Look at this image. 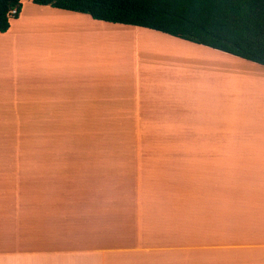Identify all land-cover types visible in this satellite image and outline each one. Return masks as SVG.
I'll return each mask as SVG.
<instances>
[{
  "label": "crops",
  "instance_id": "1",
  "mask_svg": "<svg viewBox=\"0 0 264 264\" xmlns=\"http://www.w3.org/2000/svg\"><path fill=\"white\" fill-rule=\"evenodd\" d=\"M121 28L149 41L135 39V93L119 103L126 112L165 122L186 115L173 109L187 103L177 91L194 80L203 85L204 72L214 80L221 75L223 68L207 59H243L152 29L21 0L18 16L0 32L1 103L30 112L24 98L36 89L71 99L72 105L45 112H91L84 104L100 102L95 91L109 89L104 76L94 77L104 67L95 63V32L101 49L104 31L125 40L117 38L125 35ZM192 51L205 56L194 58ZM34 53L38 64L30 60ZM215 88L221 91L216 80ZM114 97L102 99L115 105ZM257 133L243 143L223 141L221 154L199 153L197 167L106 164L93 180L74 171L79 177L70 183L48 179L40 169L3 167L0 264H264V128ZM9 158L3 161L35 160Z\"/></svg>",
  "mask_w": 264,
  "mask_h": 264
},
{
  "label": "rangeland",
  "instance_id": "2",
  "mask_svg": "<svg viewBox=\"0 0 264 264\" xmlns=\"http://www.w3.org/2000/svg\"><path fill=\"white\" fill-rule=\"evenodd\" d=\"M127 30L131 29L121 28L120 31L125 35H117L118 39H125L123 42L110 35V31L101 33L106 43L101 49L102 39L97 38L98 32H95V63L104 67L97 68L94 77L97 79L104 76L105 86L109 89L95 91V99L100 102L84 104L91 112H45L50 106L72 105L71 99L47 95L35 89L30 90L29 97L24 98L28 103L23 105L26 108L28 106L30 112L15 113L12 112L15 109L7 108L4 104L6 97L2 95L0 169L10 167L9 170L16 171L25 167L32 172L40 169L48 179H65L70 183L68 179L77 175L74 171L80 170L88 179L93 180L91 177L102 174L100 170L101 174L97 175L99 170L96 168H105L106 164L125 165L130 170L133 167L138 170L140 165L197 167L201 164L197 159L199 153L204 157L206 153L216 151L221 154L223 141L247 142L248 137L258 134L257 131L264 128V66L246 59H235L232 62H218L217 59L215 64L214 59L205 57L209 64L223 66L221 77L216 76L215 79L221 91L216 90L213 78L208 77L206 72L202 73L205 78L203 85L194 80L191 88L177 91L178 97L187 101L173 108L178 109L177 113L186 110V115L181 118L173 116L165 122L159 115L124 111L122 108L126 107L119 101L123 97L130 99L135 93L132 80L137 59L133 57L132 47L137 38L140 43L142 40L149 41L141 35L137 38L134 34L128 36ZM191 53L193 57L195 55L194 58L205 56L204 53ZM35 54L38 53H34L30 60L38 64V56ZM229 67L234 68L226 70ZM245 69L251 75L245 73ZM36 74L37 69L31 77ZM69 76L68 71L63 73V77ZM105 93L115 96V105L104 102L102 98ZM151 106L157 108L158 104ZM65 109L69 108H59ZM109 130L117 131L114 134L119 137L110 138ZM9 157L35 160L3 161ZM223 164L227 166L231 163ZM36 176L38 178L37 173L31 174V177Z\"/></svg>",
  "mask_w": 264,
  "mask_h": 264
},
{
  "label": "trees",
  "instance_id": "3",
  "mask_svg": "<svg viewBox=\"0 0 264 264\" xmlns=\"http://www.w3.org/2000/svg\"><path fill=\"white\" fill-rule=\"evenodd\" d=\"M86 13L93 19L140 26L264 66V0H32ZM16 9V14H9ZM21 0H0V32L17 17ZM117 131H108L118 138ZM94 134V131H93ZM43 136V133L42 135Z\"/></svg>",
  "mask_w": 264,
  "mask_h": 264
},
{
  "label": "bare ground",
  "instance_id": "4",
  "mask_svg": "<svg viewBox=\"0 0 264 264\" xmlns=\"http://www.w3.org/2000/svg\"><path fill=\"white\" fill-rule=\"evenodd\" d=\"M150 39H154V38L151 37ZM174 46H175V45H174ZM164 47H165V46H164ZM167 47H168V46H167ZM175 47H176V46H175ZM177 47H178V46H177ZM218 62H219V59H218ZM219 65H220V64H219ZM220 66H221V65H220ZM222 67H223V66H221V68H222ZM229 68H230V67H229ZM233 68H234V67H233ZM233 68H230V69L227 68L226 70H233ZM235 69H236V68H235ZM243 69H244V68H243ZM243 69L241 68V70H243ZM237 70H238V69H237ZM245 71L247 72L248 75H251V74H249L250 72H248V70L245 69L244 72H245ZM233 72H234V71H233ZM244 72H243L242 74H244ZM246 72H245V73H246Z\"/></svg>",
  "mask_w": 264,
  "mask_h": 264
},
{
  "label": "built area",
  "instance_id": "5",
  "mask_svg": "<svg viewBox=\"0 0 264 264\" xmlns=\"http://www.w3.org/2000/svg\"><path fill=\"white\" fill-rule=\"evenodd\" d=\"M17 12H16V9H11L10 10V12H9V14L11 15V16H13L14 14H16Z\"/></svg>",
  "mask_w": 264,
  "mask_h": 264
}]
</instances>
